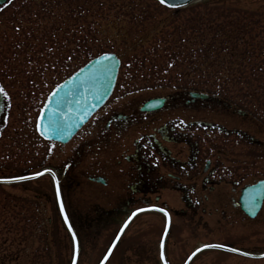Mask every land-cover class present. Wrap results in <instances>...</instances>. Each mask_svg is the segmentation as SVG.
I'll list each match as a JSON object with an SVG mask.
<instances>
[{
  "label": "rangeland",
  "instance_id": "obj_1",
  "mask_svg": "<svg viewBox=\"0 0 264 264\" xmlns=\"http://www.w3.org/2000/svg\"><path fill=\"white\" fill-rule=\"evenodd\" d=\"M24 1L28 5L31 0H12L11 3L8 2L0 6V65L10 59L13 60L10 53L6 54L7 46L10 44L4 42L5 31L9 32L8 35L11 39L14 38L10 33L12 17L16 14L18 20L22 22L30 17L22 7L25 4ZM99 1L89 0L88 6L82 11V17L78 19L80 25L84 24L81 27L83 32H87V39L84 40V34L83 36L78 35L79 38L82 37V41H79L81 44L77 42L80 44H78L79 51L73 62L81 65L87 61V58L90 59L102 53H114L120 58L123 56L118 81L106 107L117 105L120 102L121 107L123 104L133 106L143 104L149 99L167 96L176 91L194 90L193 88L200 90L197 86L185 88L181 84L172 85V83L167 86L165 84L170 83L148 81L151 78L157 79L159 76L173 79L177 75L174 73V69H169L168 72L162 70L159 73L161 61L158 59L159 64L148 58H143V61L146 62L144 66L139 63L143 53H153V46L149 42L143 47L138 46V43V47H135L136 43L132 40L135 38L142 40L145 37L153 40L161 36L156 28L145 32L142 31L143 27L138 26L141 25V22L138 21L140 16L136 6L141 3L150 5L153 0H130L134 2L135 7L132 8L133 11L130 12L128 18L124 17L127 10H123V15L111 11L108 0L98 9L96 3ZM110 1L116 5L125 2V0ZM205 1L207 0H200L195 4ZM212 1L223 8L221 12H225L228 8H232L233 11L232 16L229 15L230 17L225 18L226 13H223L220 18L217 17L216 24L225 23L232 18L237 25H242L245 16H248L249 19L253 17L258 22V25L254 27L255 32L252 34L253 44L257 46L255 56L251 58L249 54H246L250 43L242 42L235 46L233 40L230 44L233 48V58L237 60L251 58V62L257 65L255 69L252 70L250 67L244 69V78L240 82L237 80L226 81V79H232L231 77L235 79L240 76L236 67H231L230 70L218 74L221 85L215 91L216 93L205 91L212 96L221 98L223 102L233 105L239 112H245L247 115L236 113L235 116L230 117L224 114L226 109L222 107L220 109L224 112L222 114L190 112L184 114L182 120L187 122L200 119L218 124L225 129L235 130L234 132L213 131L209 136L206 131L202 132V128H199L202 133L197 134L193 130L194 126L186 128L190 130L189 136L200 138V147L206 153L205 158L210 157L219 162L221 175H228L230 169L237 170L238 176L244 179L241 184L243 186L246 183L251 184L264 179V0ZM66 7L65 4L63 10ZM108 9L112 13L110 15L120 16H118V21H122V23L125 21V27L130 34V38H127L126 42L122 39L121 32H115L112 26L105 21L94 23L93 14L99 10V13L106 15ZM175 13L174 10L159 8V12L153 10V16L150 15L153 21V19L161 20L170 17ZM126 20L131 21V26ZM133 20L138 23L132 22ZM148 22L150 21L148 20ZM91 23V26H87ZM104 31L107 33H103ZM201 32L202 38L198 41L201 44L200 48L203 49L209 35L206 34L207 28L205 27ZM259 43L263 44L262 49L258 48ZM67 46L74 48V45L69 43ZM218 51L220 52V48ZM68 54L69 52H65L63 55ZM220 54L224 59H229L231 55L227 50ZM32 56H35L32 59V64H27V60L31 58L21 56L17 63L18 67L13 71L14 74H9L10 78H18V80L8 79L6 74L0 73V86L7 93L5 111L0 123V178L22 176L28 173L31 168H33L32 173H36L44 167L58 165L59 162L54 159L63 153L62 148L58 145L45 142L39 137L35 124L39 111L51 89L68 76L73 68L69 73L67 72L68 74L61 75L60 69L55 70L52 66L49 72L45 73L38 66L41 55L37 53ZM158 56L161 59L164 54L159 52L156 57ZM185 77L187 79L205 78V69L202 67L198 75L191 74L185 75ZM167 117V115H162L156 122L152 120L142 123L132 129L128 135L122 136L121 144L151 132L155 124L163 123ZM252 137L258 143L253 141ZM70 148L71 146L66 147V150ZM106 153L103 149H98L94 153L82 150L84 156L81 157V164L78 167L80 186L70 189L64 187L65 184H69V170L66 175L60 178L63 186H61L63 204L78 242L79 253L76 264H99L127 218L135 210L148 206H160L174 212L165 244V257L169 264H184L195 249L205 245H225L227 247H204V251L200 252L191 264H233L234 257L229 254L227 249L235 244V234L239 233L241 225L233 220L231 208L224 206L231 195L229 186L222 185L215 193H206L210 201L208 205H204L205 211H202V208L186 211L181 194L178 192L140 191V193H135L121 187L126 181L123 170L121 177L111 178L110 185L107 187L89 182L87 176L93 171L90 166H94L96 158L102 161ZM99 172L108 173L101 168ZM199 194L203 193L194 195ZM156 197L159 198L157 201ZM9 200H14L19 204V212L15 209L14 214L9 215L13 216L12 223L7 222L8 214L0 213V264H72L74 244L61 219L51 180L43 177L12 186L0 187V208L5 207L6 201ZM210 202L211 204L216 202L215 205L219 204L212 206V210H218V213L209 214ZM22 208L30 214L22 213ZM38 219L43 223L35 221ZM49 220H52V224L48 223ZM165 224V216L161 213L147 212L138 215L123 233L106 264H162L160 244ZM254 229L260 238H264V210L259 216V221L254 222ZM11 260L12 262H10ZM251 264H264V261L251 262Z\"/></svg>",
  "mask_w": 264,
  "mask_h": 264
},
{
  "label": "flooded vegetation",
  "instance_id": "obj_2",
  "mask_svg": "<svg viewBox=\"0 0 264 264\" xmlns=\"http://www.w3.org/2000/svg\"><path fill=\"white\" fill-rule=\"evenodd\" d=\"M190 92L176 91L167 96H161L166 98L165 104L161 109L155 111H142L145 102L133 106L123 104L121 107V102L114 106H104L77 133L69 144L58 145L62 148L63 153L59 154L54 160L59 162V164L44 167L38 172L46 170L53 172L59 181L61 191L63 186L60 178L66 175L69 170V184H65L64 187L69 189L74 186L78 187L80 186L78 182V167L81 164V157L84 156L82 150L85 149L94 153L98 149H103L105 153L107 152L103 160L99 161L96 158V163H93L94 166H90L93 171L87 176L89 182L100 184L99 180L103 178L105 183L101 184L107 187L110 185L111 178L121 177V171L123 170L126 181L121 187L135 193H140V191L152 193L178 192L181 194V200L186 206V211L199 208L205 211L204 205H208L210 201L206 193H215L222 185L229 186L231 195L224 206L231 208L233 220L241 225L238 230L239 233L235 234V244L230 246V249H238L236 252H229L234 257L233 264H251V262L264 261V238H260L254 229V222L259 221V216L264 210V201L257 216L254 218L250 217L242 208L241 197L243 189L253 183H246L242 186L244 179L238 176L237 170L230 169L228 175H221L219 162L214 161L210 157L205 158L206 153L200 147V138L189 136L190 130L186 128L194 126L193 130L196 134L201 132L199 128H202V132L206 131L209 136L213 131L221 132L225 130L226 132L227 130L234 132L235 130L225 129L218 124L200 119L187 122L182 120L183 115L190 112L196 114L204 112L222 114L224 113L220 111L222 107L226 109L224 114L230 117L235 116L236 113L243 116L247 114L242 111L239 112L233 105L223 102L219 97L215 96L214 98L202 100L192 97ZM5 103L6 98L4 96V108ZM3 114L0 118V123ZM162 115H167L169 118L167 117L163 123L155 124L151 132L139 135L131 141L121 144L122 136L128 135L132 129L142 123L152 120L154 122L158 121V117L160 118ZM252 140L257 142L253 137ZM69 146L71 148L66 150V147ZM100 168L103 171H108V173H100ZM32 169H29L26 175L32 174ZM43 177L51 180L55 190L53 176L47 173L40 178ZM12 185L14 184H0V187ZM27 191L30 192V190ZM195 193L203 194L195 196ZM158 199L156 197V201ZM56 203L59 208L57 198ZM215 203L211 204L210 202L211 206H209L208 210L210 215L218 213V210H212L213 205H219H215ZM6 204L5 207L0 208L1 214L12 215L15 209L19 212V204L14 200L6 201ZM21 212L28 213L26 215L30 214L24 208H22ZM173 213L171 212V214ZM6 219L8 223H12L14 220L13 216H9ZM35 221L43 223L39 219ZM48 223L52 224V220H49ZM193 252L186 261H188ZM197 255L191 259L189 264L194 261Z\"/></svg>",
  "mask_w": 264,
  "mask_h": 264
},
{
  "label": "trees",
  "instance_id": "obj_3",
  "mask_svg": "<svg viewBox=\"0 0 264 264\" xmlns=\"http://www.w3.org/2000/svg\"><path fill=\"white\" fill-rule=\"evenodd\" d=\"M108 1L111 11L117 14L121 13L123 15V10H127L128 12L126 14L124 13L125 18H128V15L135 7L133 4L134 2L130 0H128V2L125 0L121 5H116L110 0ZM211 1L212 0H207L200 4L189 6L182 10L175 11L176 13L170 17L161 20L153 19V21L150 15L152 14L153 16V10L159 12V8L163 10H167V8H164L154 0L150 5L145 4V6L141 3L136 6V8L139 9L138 15L140 16L138 21L141 22V25L138 26L143 27L142 31L146 32L152 28H156L158 30L157 32L161 35L153 40L146 37L142 40H136V38L132 40L136 43L135 47H143L149 44V42H151L153 46V53H143L139 63L144 66L146 62L143 61V58H148L159 64L157 61L158 59L161 61L159 73H161L162 70L168 72L169 69H174V73L177 74L173 79L159 76L157 79L151 78L148 81H153L155 83H170L165 84L167 86L172 83V85L181 84V86L185 88L197 86L200 88L199 91L215 92L221 85L218 78L219 73L228 71L231 67H236L240 76L235 79L231 77L232 79H226V81L237 80L240 82V80L244 78V69L248 67L252 70L255 69L257 65L251 62V58L255 56L254 54L256 53L257 46L253 44L254 41H252V38L254 39V37L252 34L255 32L254 27L258 25V22L255 21L253 17L249 19L248 16H245L242 25H237L232 18L225 23L216 24L217 17H222L223 13H226L225 18L230 17L229 15L232 16L233 11L232 8H228L225 12H221L223 8L219 7L216 2ZM105 2L106 0H100L96 3L98 9H100ZM88 3L89 0H31L28 5H26V3L23 4L22 7L29 13L30 17L24 22L19 21L16 14L12 17L10 22V33L14 38L11 39L8 35L9 32L5 31L4 42L5 44H10V46H7L8 52L6 54L10 53L13 60L10 59L2 63L0 65V73L6 74L9 79L10 75L14 74L13 71L18 67L17 63L20 61L21 56L31 58L27 60V64H32V59L35 57L32 55L39 53L41 56H39L40 63H38V66L42 72H49L53 66L55 70L60 69V74L62 75L63 73H69L73 68L69 74L67 73L69 76L87 61L95 57L93 56L90 59L87 58V61L81 65L73 62L76 53L79 51V41H82V37L80 36V39L78 35L83 36L84 34V40L87 39V32H83L84 30L81 27L84 24L80 25L78 19L82 17V11L86 9ZM65 4L67 7L63 10ZM110 14L112 13L109 9L106 15L99 13L98 10L93 14L92 19L94 23L105 21L107 24H110L115 32H121V37L126 42L127 38H130V34L125 27V21L122 23V21H118L119 15L117 16L116 14V17H114ZM148 20L150 22H148ZM126 21L131 26V21ZM138 21L133 20L132 22L138 23ZM92 23L87 26H91ZM203 27L207 28L206 34L209 35V39L205 41L203 49H201V44L198 40L202 38L201 31ZM103 33L107 32L104 31ZM233 40L235 46L242 42L247 44L250 43L246 50V54H249L251 58L234 59L232 56L233 48L230 45ZM218 41L219 44H217ZM68 43L74 45V48H69L67 46ZM138 43L139 45L137 46ZM262 47L263 44L259 43L258 48L262 49ZM219 48L220 52L218 51ZM225 50L229 51L231 54L229 59L221 58L220 53H225ZM65 52H69V54L66 56L63 55ZM159 52L164 54V56H161V59L159 56L156 57L159 55ZM122 59L123 56H121V60ZM202 67L205 69V78L187 79L185 77V75L191 74L198 75ZM10 79L14 81L18 80V78ZM193 89L198 90L196 88Z\"/></svg>",
  "mask_w": 264,
  "mask_h": 264
},
{
  "label": "water",
  "instance_id": "obj_4",
  "mask_svg": "<svg viewBox=\"0 0 264 264\" xmlns=\"http://www.w3.org/2000/svg\"><path fill=\"white\" fill-rule=\"evenodd\" d=\"M160 3V0H157ZM200 0H168V3L161 4L166 8L172 10H179L182 8H186ZM7 2V0H0V5H3ZM174 4L176 7H169L168 4ZM108 55L112 57V59L104 61L102 57ZM120 60L117 58L115 54L107 53L101 56H98L88 62L85 66L76 71L72 76L64 80L59 85H67L66 88H61L59 90V96L57 99L63 98L61 103L57 105L56 101H52L51 109L59 108V112L63 115H57L56 119L59 122V130L53 131L49 129L46 132V135H41L40 131L44 130L43 125L48 123V115L47 113L51 110L49 108V98L52 93L57 91V86L48 96L45 101L40 115L37 120V132L38 134L47 141L57 142L61 144H67L75 134L87 123V121L92 117L94 113H96L104 104L109 100L110 96L113 93L115 88V84L117 81L119 69H120ZM73 82L78 85V89L73 88ZM192 97L200 98V99H208L209 96L203 93H191ZM164 98H154L148 101L143 110L146 111H155L160 109L164 103ZM3 110V96L0 94V115ZM43 116V120L41 117ZM38 125H40V130H38ZM51 173V172H50ZM33 177V176H29ZM38 177V176H35ZM34 177V178H35ZM32 179V178H30ZM28 180V179H25ZM23 181V180H22ZM100 182H104L103 180H99ZM13 182V181H12ZM19 182V181H15ZM0 183H10V182H0ZM264 200V181H260L257 184L246 188L243 192L241 202L242 208L246 213L255 217L262 207V203ZM146 211V210H143ZM142 212V211H139ZM138 212V213H139ZM65 215V214H64ZM167 226L163 236L162 242L164 243L166 234L169 228V215L167 214ZM134 217V215H133ZM131 217L126 225L132 220ZM68 223L66 226L68 228ZM126 225L122 228L123 231ZM120 232L119 236L122 234ZM72 235V233L70 232ZM118 239L115 240L111 249L107 253L105 257L107 259L102 261L101 264H105L108 260L111 252L113 251L115 245L117 244ZM75 245V261H77V240L74 241ZM163 261V260H162ZM164 263V261H163Z\"/></svg>",
  "mask_w": 264,
  "mask_h": 264
},
{
  "label": "snow or ice",
  "instance_id": "obj_5",
  "mask_svg": "<svg viewBox=\"0 0 264 264\" xmlns=\"http://www.w3.org/2000/svg\"><path fill=\"white\" fill-rule=\"evenodd\" d=\"M9 3L12 2V0H8ZM161 4H165L168 3V0H160ZM169 7H176V5L169 3L168 4ZM112 59V57L105 55L104 57H102V60L107 61ZM73 88L74 89H78V85L75 84V82H73ZM67 85H59L57 87V91L53 92L51 97L49 98V108L51 109V105H52V101L55 100L57 105H59L61 103V100L63 99L62 97L60 99H57V97L59 96V90L61 88H66ZM0 94L4 95L5 98H7V93L5 92L4 88L2 86H0ZM48 123L46 125H43V129L40 131V134L46 135V132L51 129L53 131H58L59 130V122L57 121L56 117L57 115H63L62 113L59 112V108L57 107L56 109H51L48 113ZM41 120H43V116L41 117ZM40 125H38V130H40ZM42 175V173H35L33 177H24V176H17V177H10V178H0V182H12V181H22L25 179H30V178H34L35 176H40ZM53 179L55 181L56 184V189H55V194H56V198L57 200H61V192H60V187H59V181L55 179V176L53 174ZM159 211L164 212V209H159ZM60 212L63 214L64 213V206L63 203L61 201L60 203ZM135 215V213L133 214ZM165 215H167V213L165 212ZM64 219H65V223H68V217L65 214L64 215ZM68 231L72 233V239L75 241L76 240V234L75 232L72 230L71 224H68ZM121 231H123V229H121ZM119 239V238H117ZM205 248H226L227 246L225 245H205ZM164 245L163 242L161 243V254H160V258L161 260L164 261V264H167V261L165 259V254H164ZM233 252L238 251V249L235 248H231V249H227ZM201 251V249H197V252ZM196 253H193V255H195ZM107 259V257H105V260ZM73 264H76L75 258L73 259Z\"/></svg>",
  "mask_w": 264,
  "mask_h": 264
}]
</instances>
